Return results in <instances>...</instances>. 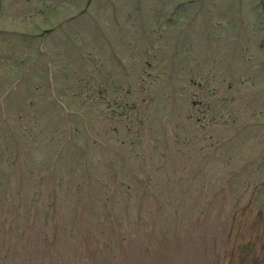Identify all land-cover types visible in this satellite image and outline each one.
Wrapping results in <instances>:
<instances>
[{"label": "rangeland", "instance_id": "1", "mask_svg": "<svg viewBox=\"0 0 264 264\" xmlns=\"http://www.w3.org/2000/svg\"><path fill=\"white\" fill-rule=\"evenodd\" d=\"M0 264H264V0H0Z\"/></svg>", "mask_w": 264, "mask_h": 264}]
</instances>
